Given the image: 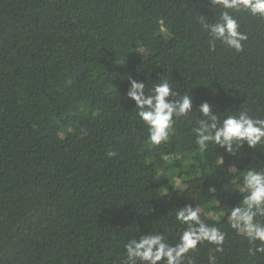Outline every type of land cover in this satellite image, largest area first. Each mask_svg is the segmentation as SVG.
<instances>
[{"label":"trees","instance_id":"trees-1","mask_svg":"<svg viewBox=\"0 0 264 264\" xmlns=\"http://www.w3.org/2000/svg\"><path fill=\"white\" fill-rule=\"evenodd\" d=\"M207 3L0 0V264H122L125 243L148 231L176 243L175 214L193 201L226 233L219 251L198 244L193 264H264L248 251L259 241L227 222L241 173L264 152L210 142L201 153L197 111L150 147L126 96L129 76L151 89L165 75L194 106L264 116V20L240 14L243 51H210L198 19L219 9Z\"/></svg>","mask_w":264,"mask_h":264},{"label":"clouds","instance_id":"clouds-1","mask_svg":"<svg viewBox=\"0 0 264 264\" xmlns=\"http://www.w3.org/2000/svg\"><path fill=\"white\" fill-rule=\"evenodd\" d=\"M207 7L212 11L219 9L214 20L201 12L198 19L200 30L208 36L210 51L216 50L217 43L236 52L243 51L248 34L242 30L240 14L264 20V0H208ZM128 79L130 85L126 96L135 102L136 115L147 126L150 147L168 142L175 134L177 121L188 119L197 111L199 116L192 131L201 153L209 150L210 142L233 156L245 145L264 152V116L243 109L221 117L214 103L203 101L194 106L193 96L178 91L165 75L154 82L151 89L142 80L131 76ZM108 155L116 153L109 152ZM161 158L168 160L169 156L162 154ZM260 160L264 159L249 163L251 166L241 173L242 183L237 184V190L242 199L227 214L230 227L242 234L249 244L255 245L259 241L258 246L248 250L253 256L264 253V164ZM227 170L232 171V165ZM175 220L185 226L176 243H169L164 232L148 231L125 243L126 255L122 264H193L188 254L204 241L217 245L218 251L222 249L226 233L215 224L206 223L194 201L180 207Z\"/></svg>","mask_w":264,"mask_h":264},{"label":"rangeland","instance_id":"rangeland-1","mask_svg":"<svg viewBox=\"0 0 264 264\" xmlns=\"http://www.w3.org/2000/svg\"><path fill=\"white\" fill-rule=\"evenodd\" d=\"M161 179H163L162 176H161ZM175 184H176V186H179V187L184 186L183 181H182L180 178H178V177L175 178ZM166 189H167V187L164 186V187H163V191L166 192Z\"/></svg>","mask_w":264,"mask_h":264}]
</instances>
